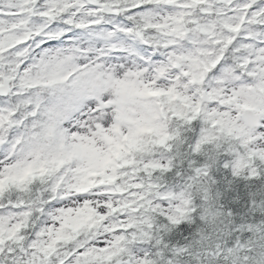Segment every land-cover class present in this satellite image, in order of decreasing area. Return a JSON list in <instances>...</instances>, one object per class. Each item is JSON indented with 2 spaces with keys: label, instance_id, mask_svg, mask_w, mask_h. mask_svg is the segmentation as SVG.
Segmentation results:
<instances>
[{
  "label": "snow or ice",
  "instance_id": "snow-or-ice-1",
  "mask_svg": "<svg viewBox=\"0 0 264 264\" xmlns=\"http://www.w3.org/2000/svg\"><path fill=\"white\" fill-rule=\"evenodd\" d=\"M0 264H264V0H0Z\"/></svg>",
  "mask_w": 264,
  "mask_h": 264
}]
</instances>
